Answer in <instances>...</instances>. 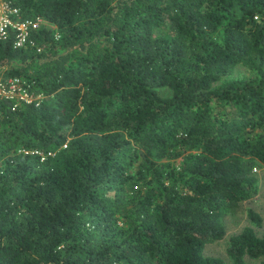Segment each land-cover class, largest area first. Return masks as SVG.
Here are the masks:
<instances>
[{
    "label": "trees",
    "instance_id": "1",
    "mask_svg": "<svg viewBox=\"0 0 264 264\" xmlns=\"http://www.w3.org/2000/svg\"><path fill=\"white\" fill-rule=\"evenodd\" d=\"M13 2L47 23L1 74L44 97L0 99V264H264L250 225L203 252L264 165V0Z\"/></svg>",
    "mask_w": 264,
    "mask_h": 264
},
{
    "label": "built area",
    "instance_id": "2",
    "mask_svg": "<svg viewBox=\"0 0 264 264\" xmlns=\"http://www.w3.org/2000/svg\"><path fill=\"white\" fill-rule=\"evenodd\" d=\"M46 23L47 20L41 16L22 18L20 8L13 0H0V40H6L12 35L14 47L36 45L39 50L40 46L36 44L31 34ZM55 35L57 37L58 34ZM1 72L0 99L12 100L13 106L18 103L37 106L40 103L44 93L34 88L33 81L18 75L3 76Z\"/></svg>",
    "mask_w": 264,
    "mask_h": 264
},
{
    "label": "rangeland",
    "instance_id": "3",
    "mask_svg": "<svg viewBox=\"0 0 264 264\" xmlns=\"http://www.w3.org/2000/svg\"><path fill=\"white\" fill-rule=\"evenodd\" d=\"M5 70L1 68L0 71ZM247 73L246 69L242 65H237L232 75H241ZM168 160V158L163 159ZM172 163H178V160L169 159ZM257 177V191L256 194L250 198L244 199L236 207L234 212H225L223 215V222L225 232L222 237L208 241L204 245L203 252L206 255L219 256L225 261L229 262L230 259L227 255V247L229 244V237L232 234L238 233L244 226L250 225L254 228L258 235L264 233V165L257 167L253 171ZM252 208L259 213L262 220L261 223L256 225L248 217V209ZM251 264H257L258 260L247 258Z\"/></svg>",
    "mask_w": 264,
    "mask_h": 264
}]
</instances>
